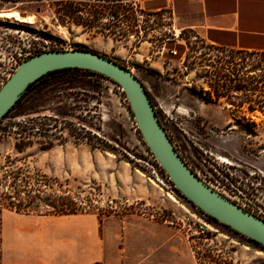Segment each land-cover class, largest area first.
I'll return each mask as SVG.
<instances>
[{"label":"rangeland","instance_id":"1","mask_svg":"<svg viewBox=\"0 0 264 264\" xmlns=\"http://www.w3.org/2000/svg\"><path fill=\"white\" fill-rule=\"evenodd\" d=\"M152 1L145 2L146 12L152 13ZM108 7L134 29L130 0H0V12L32 17L0 16V86L30 53L52 47L91 50L114 60L140 76L189 167L264 220V115L203 101L205 75L220 59L229 60L232 48L213 45L191 30L172 36L170 29L168 35V21L156 16L142 20L141 36L123 38L126 27L104 17ZM124 99L115 83L80 71L48 76L0 123L3 128L23 120L29 142L16 152L14 126L6 128L0 137V174L20 167L29 176L30 188L41 191L30 211H52L45 202L67 194L78 210L100 221L169 226V261L264 264V246L218 221L203 218L207 230L198 231L200 212L145 150Z\"/></svg>","mask_w":264,"mask_h":264},{"label":"crops","instance_id":"2","mask_svg":"<svg viewBox=\"0 0 264 264\" xmlns=\"http://www.w3.org/2000/svg\"><path fill=\"white\" fill-rule=\"evenodd\" d=\"M142 6L146 9L145 2ZM169 30H191L213 45L264 51V0H153ZM137 60V57H134ZM140 81L141 78L135 74ZM192 264L169 261V226L94 213L0 211V264Z\"/></svg>","mask_w":264,"mask_h":264},{"label":"water","instance_id":"3","mask_svg":"<svg viewBox=\"0 0 264 264\" xmlns=\"http://www.w3.org/2000/svg\"><path fill=\"white\" fill-rule=\"evenodd\" d=\"M67 67L94 71L113 81L124 93L142 140L178 192L219 223L264 246V220L191 170L163 128L143 83L102 54L86 49H49L24 58L0 86V119L29 83L48 71Z\"/></svg>","mask_w":264,"mask_h":264},{"label":"trees","instance_id":"4","mask_svg":"<svg viewBox=\"0 0 264 264\" xmlns=\"http://www.w3.org/2000/svg\"><path fill=\"white\" fill-rule=\"evenodd\" d=\"M11 1H16V0H11ZM50 49H60V48L52 47ZM229 52L231 56L229 60L220 59L218 61V66L216 70L211 74L209 73L205 75V77L208 78V81L206 82L208 89L204 90L205 97L203 98V101L205 103L209 102L215 104H223V107L229 105V107L235 110H241L243 107H245L246 111H248L249 113L255 114L256 112H259L260 114L264 115V51L232 48L229 50ZM34 53L37 52L35 51L30 54L32 55ZM75 71H80L82 75L96 76L98 78H103L114 83L107 77L87 69L67 67V68L48 71L45 74L38 77L37 79H35L33 82L28 84V86L21 93V95L16 100V102L0 119V123L7 116H9V114L12 111L18 108L25 94L29 90H31L32 87L38 85L39 82H41L42 80L46 79L48 76L53 74L75 72ZM121 93L124 96L122 90ZM148 96L150 98L149 93ZM221 98H224V101H221L220 100ZM124 100H125L126 109L134 125L135 133L137 134L141 143L144 145L145 150L151 155L150 151L148 150L147 146L142 140L139 130L136 128V125L134 124L133 115L127 103V100L126 99ZM150 101L153 105L151 98ZM18 114L19 113H16L15 115ZM11 125L14 126L13 133L16 135L15 137H17V139H15L13 143V147L16 150V152H22L29 143L27 140H24V138H26L27 135L25 133L23 120L22 121L20 120L13 124H5L3 128L2 127L0 128V137L2 134L7 133L6 128L11 127ZM191 170L193 171V169ZM28 178L29 176L25 174V172L22 171L20 167H14V168L7 167L4 170H2L0 174V210L10 209V210H15L16 212L34 213V214H74L81 212V210H78V208L76 207V203L72 199V197L68 196L67 194L66 195L59 194L56 196L55 199L45 202V204L48 207H50L52 211L51 210H46L45 212L30 211L27 208L29 206V203L33 202L36 198L39 199L40 198L39 195L41 191L39 189H36L37 192H35L33 189H31ZM23 200H27V203H23ZM196 209L199 212H202L198 208ZM206 217L208 219L215 220L208 215H206ZM94 264H101V263L96 262Z\"/></svg>","mask_w":264,"mask_h":264},{"label":"built area","instance_id":"5","mask_svg":"<svg viewBox=\"0 0 264 264\" xmlns=\"http://www.w3.org/2000/svg\"><path fill=\"white\" fill-rule=\"evenodd\" d=\"M98 2H105V3H115V2H120L123 3V1H127V0H96ZM145 0H130V5H131V9L134 15V29L130 30V28H128V25L126 24V20H121V16L122 13H120L119 11L116 12H112L110 11L111 7H108V10L102 14H104V17L108 20V22L110 23H116V24H121L124 27H126L124 30L125 32L120 35V37H125V38H138L139 36L142 35V27H141V23L142 20L145 19L146 17L148 18L149 21L153 20L155 18V16L158 18H160V20H166L167 22V34L169 35V10L168 8L165 7H161V8H157V9H151L150 11H152V13L150 12H146L147 10H145V8L142 6V2ZM172 36H176V32L171 28ZM67 48V47H66ZM170 51L172 53H175L174 49H170ZM207 215V214H206ZM204 212H200V216L198 219L201 220L202 224L198 225V231L199 232H203L204 230H207L208 224H206L204 222L203 218H207Z\"/></svg>","mask_w":264,"mask_h":264},{"label":"bare ground","instance_id":"6","mask_svg":"<svg viewBox=\"0 0 264 264\" xmlns=\"http://www.w3.org/2000/svg\"><path fill=\"white\" fill-rule=\"evenodd\" d=\"M0 16H5V17H14L15 19H18V20H28V21H30L31 20V18H30V15L29 16H26V17H22V15L20 16L18 13H17V11H15V10H7V11H1L0 12ZM177 33V32H176ZM221 157H222V155H221ZM223 158V157H222ZM219 159H220V157H219ZM224 159H226V158H224ZM223 159V160H224ZM222 160V161H223ZM227 162V161H226Z\"/></svg>","mask_w":264,"mask_h":264}]
</instances>
